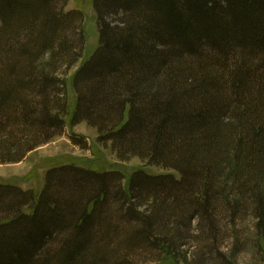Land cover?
Here are the masks:
<instances>
[{
	"label": "trees",
	"instance_id": "16d2710c",
	"mask_svg": "<svg viewBox=\"0 0 264 264\" xmlns=\"http://www.w3.org/2000/svg\"><path fill=\"white\" fill-rule=\"evenodd\" d=\"M0 0V162L86 121L123 161L75 162L39 193L0 183V264H235L251 220L264 255V0ZM234 238L230 250L224 242Z\"/></svg>",
	"mask_w": 264,
	"mask_h": 264
},
{
	"label": "rangeland",
	"instance_id": "374dc122",
	"mask_svg": "<svg viewBox=\"0 0 264 264\" xmlns=\"http://www.w3.org/2000/svg\"><path fill=\"white\" fill-rule=\"evenodd\" d=\"M80 9L84 13L85 47L83 57L67 71V92L70 111L73 110L76 94L73 89L71 79L74 72L81 63L90 56L99 43V29L97 14L93 0H70L67 10ZM96 128L88 125L86 121H81L75 125L70 124V116H66V125L60 135H56L49 141L37 146L26 154L23 160L13 163L0 162V183H11L20 186L25 190H33L39 193L45 185L46 175L49 169L55 165L75 162L79 165L96 169H117L124 172L126 184L128 177L133 171L143 168L150 173H165L168 170L156 166L147 165L138 157L129 160H120L111 148L110 144H103L98 141ZM241 230L243 239L240 250L236 256L235 264H264V255L259 254L255 245L254 222L247 220ZM235 243L234 238H228L224 242V250H230ZM193 245H188L191 264L192 257L198 250ZM193 261V262H192ZM148 264H190L180 261L176 263L170 258Z\"/></svg>",
	"mask_w": 264,
	"mask_h": 264
}]
</instances>
